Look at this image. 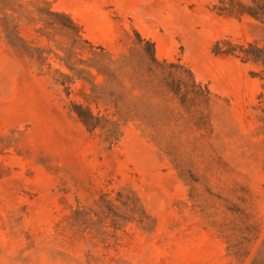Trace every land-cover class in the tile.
Masks as SVG:
<instances>
[{
  "label": "rangeland",
  "instance_id": "1",
  "mask_svg": "<svg viewBox=\"0 0 264 264\" xmlns=\"http://www.w3.org/2000/svg\"><path fill=\"white\" fill-rule=\"evenodd\" d=\"M17 1L68 15L114 58L142 65L139 38L150 42L158 61L182 66L174 78L191 72L211 101L142 95L110 141V126L88 130L71 110L97 112L89 84H57L54 55L40 66L0 24V264H264L261 67L213 52L217 42L236 54L264 46V0ZM88 50L75 52L86 60ZM122 189L150 216L144 230L128 225L113 239L69 228L75 208L100 212V195Z\"/></svg>",
  "mask_w": 264,
  "mask_h": 264
},
{
  "label": "trees",
  "instance_id": "2",
  "mask_svg": "<svg viewBox=\"0 0 264 264\" xmlns=\"http://www.w3.org/2000/svg\"><path fill=\"white\" fill-rule=\"evenodd\" d=\"M22 20L27 23L22 24ZM0 24L5 40L24 50L40 66L47 64L48 55H54L61 66L55 69L54 80L57 84L67 90L68 84L75 81L89 84V93L85 98L88 103L95 105L97 112L82 104L72 105L71 110L88 130L110 126V141L119 136L121 124L133 117L132 112H136L142 95L169 92L179 98L180 104H184L188 97H196L206 104L211 101V93L195 81L191 72L186 70L185 79L174 78L175 72H179L182 66L158 61L153 45L139 37V41L148 46V61L142 65L135 64L128 55L114 58L105 48L83 41L77 25L68 15L54 12L38 1L32 3L29 9L17 0H0ZM29 25L36 26L33 28L36 36L32 39L25 37L22 32L23 27ZM43 39L47 44L54 43L59 53H53L47 44L41 46ZM83 43L89 46L86 60L78 58L75 52ZM232 48H237L238 53L235 49L221 50L217 42L213 52L235 55L243 63L261 67L259 78L263 84L258 100L264 114V46L248 43L246 47L241 45ZM100 108L105 114H101ZM96 205L100 212L91 207L75 208L67 220L69 228L77 234L96 232L115 239L116 230L124 231L128 225L144 230L150 222V216L137 197L123 189L116 191L112 198L101 194Z\"/></svg>",
  "mask_w": 264,
  "mask_h": 264
}]
</instances>
